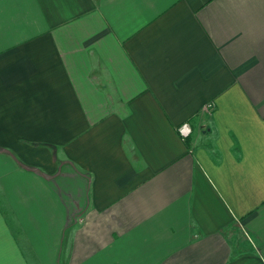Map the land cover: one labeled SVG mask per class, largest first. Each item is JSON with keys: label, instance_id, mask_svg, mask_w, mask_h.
Segmentation results:
<instances>
[{"label": "crops", "instance_id": "0c3cea01", "mask_svg": "<svg viewBox=\"0 0 264 264\" xmlns=\"http://www.w3.org/2000/svg\"><path fill=\"white\" fill-rule=\"evenodd\" d=\"M0 264H264V0H0Z\"/></svg>", "mask_w": 264, "mask_h": 264}, {"label": "built area", "instance_id": "2783aa9c", "mask_svg": "<svg viewBox=\"0 0 264 264\" xmlns=\"http://www.w3.org/2000/svg\"><path fill=\"white\" fill-rule=\"evenodd\" d=\"M178 129H179V132L181 133V135L183 136V138L188 137L191 134V132H192V128H191L189 122L182 123L178 127Z\"/></svg>", "mask_w": 264, "mask_h": 264}]
</instances>
